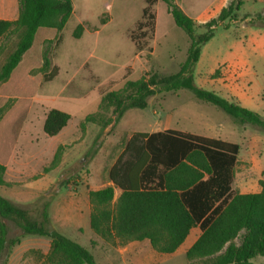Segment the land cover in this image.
Wrapping results in <instances>:
<instances>
[{"label":"rangeland","instance_id":"obj_1","mask_svg":"<svg viewBox=\"0 0 264 264\" xmlns=\"http://www.w3.org/2000/svg\"><path fill=\"white\" fill-rule=\"evenodd\" d=\"M174 1L194 18L195 31L201 32L207 15L215 14L229 0ZM71 2L72 12L62 29L38 28L10 76L0 82V160L6 163L4 178L9 182L0 186V194L20 202L15 203L35 219L47 203L49 227L63 229L59 231L91 251L99 264H186V246L198 228L172 253L157 252L146 241L111 244L110 252L107 243L90 245L93 232L88 216L80 215L76 208L85 210L90 206L88 190L105 183L108 168L133 131L171 127L238 143L237 158L241 161L236 165L237 180L243 175V161L253 164L255 177L260 170L264 176V133L235 124L222 109L195 98L185 88L155 94L148 98L145 108H128L104 128L88 122L81 129V120L97 110L106 91L119 89L125 80L153 71H177L189 40L162 0L150 5L153 18L142 16L145 0ZM263 7L264 0H243L235 19L229 20L227 27H217L202 46L193 76L197 85L235 99L209 77L216 68L230 65L242 73L236 89L245 97H240L239 103L264 117V26L244 18L247 14L254 16ZM139 21L144 22L142 27ZM79 23L83 31L74 37L72 32ZM20 35L21 30H16L0 38V66ZM45 49L50 66L58 67L57 74L48 81L43 79L50 68L42 66ZM51 108L66 111L70 117L56 134L46 135L42 125ZM59 145L58 163L45 171ZM64 212L76 217L79 230L61 226L65 223ZM4 221L8 238L25 235L13 221ZM17 243L14 252H10L14 244L9 248L3 264H45L47 237L22 236ZM250 260L264 264L263 256ZM191 262L202 264L197 259Z\"/></svg>","mask_w":264,"mask_h":264},{"label":"trees","instance_id":"obj_2","mask_svg":"<svg viewBox=\"0 0 264 264\" xmlns=\"http://www.w3.org/2000/svg\"><path fill=\"white\" fill-rule=\"evenodd\" d=\"M155 1L145 0L143 17H154L149 9ZM162 1L189 40L178 70L169 74L153 71L125 80L119 89L106 91L97 110L83 117L80 128L88 122L104 128L128 108H145L148 98L155 94L185 88L195 98L222 109L235 124L264 133L262 115L197 85L193 76L202 46L213 37L217 27H227L228 21L235 19L243 0H229L215 16L202 23L201 32L195 31L194 19L174 0ZM17 3L18 15L14 20L0 18V38L21 30L14 48L0 66V82L10 76L38 28L60 30L72 12L71 0H17ZM247 17L249 23L264 26V7L254 16H244ZM143 23L139 21L138 26ZM82 31V24H77L73 36L79 37ZM42 66H50L46 49ZM57 71L58 67L51 65L43 79L51 80ZM69 117L66 111L49 109L43 120V132L56 134ZM60 148L59 145L50 165L43 168L45 171L58 163ZM238 152V143L174 128L133 131L107 170L110 183L88 190L90 228L110 244L147 240L155 251L172 253L190 229L197 226L200 234L185 251L186 264H195L191 262L195 259L202 264H253L251 258L264 257V180H259V192L239 193L232 188ZM5 170L6 163L0 160V186L9 185L4 178ZM115 189L119 190L116 196ZM4 219L13 221L22 234L49 238L45 264H99L86 247L49 227L47 203L42 206L39 219H35L24 207L1 194L0 264L19 239L7 237Z\"/></svg>","mask_w":264,"mask_h":264},{"label":"crops","instance_id":"obj_3","mask_svg":"<svg viewBox=\"0 0 264 264\" xmlns=\"http://www.w3.org/2000/svg\"><path fill=\"white\" fill-rule=\"evenodd\" d=\"M222 6L223 5H220L218 11L220 10V8ZM218 11L216 13H218ZM216 13L215 14H211V15L210 14L207 15L206 20L209 19L212 16H215ZM17 15H18V3H17V0H0V18L14 20L17 17ZM240 76H242V73L240 71H237L235 68L231 69L230 65H226L223 68L222 67L216 68L214 70V72L209 77H210V79H212V81H214L217 84H219L220 88L224 89L226 92L230 93L232 96L235 97V99H229V98H227V99L234 100V101L239 103V102H241L240 97H242V98L245 97L243 94L238 92L237 89H236L237 80H238V78ZM215 92H217V91H215ZM241 104H242V102H241ZM169 128H171V127H169ZM181 131L190 132V131H186V130H181ZM190 133H192V132H190ZM195 134H197V133H195ZM200 135H202V134H200ZM204 136H209V135H204ZM210 137H216V138H220V139L229 141V140H227V139H225V138H223L221 136H211L210 135ZM238 161H241V160H239L237 158V163H238ZM237 163L235 164V174H234V179H233V183H232V188L237 190L239 193L259 192L261 190L259 185H258L259 184V180H264V176H263L262 171L260 170V174H258L255 177L252 174L253 164L251 162L243 161L242 162L243 175L240 177V180H237V178H236L237 177V170H236ZM109 183L110 182L106 179V181H105V183L103 185H106V184H109ZM256 183H257V186H255ZM252 186H254V188H256V189H252ZM118 192H119V190L115 189V196L118 194ZM11 201H13V200H11ZM15 202L20 203L18 201H15ZM17 203H15V204H17ZM76 209H77V211H78V213L80 215L82 213V214H84L86 216V218L88 216V222H89V213H90V209H91L90 206H88L87 209H85V210H83L81 208H76ZM63 221L65 223L62 224L61 226H63V225H68L70 227L71 226H75V228L77 230H79L80 226H79V224H76V217L71 215V213L64 212ZM61 226H60V228H61ZM54 228L56 230H58V231L59 230H61V231L63 230V229H59V228H56V227H54ZM194 228H198V227L197 226L192 227L190 229L189 233L187 234V236L185 237V239L183 240V242L177 248L182 246V244L184 243V241L186 239H189L190 233H191V231ZM199 234H200V230L198 228V230H196V232L194 233L192 239L187 244L186 249L195 241V239L198 237ZM27 235H32V234H25V235H22V236H27ZM34 235H36V234H34ZM22 236H20L19 239H18L19 244L22 241ZM36 236H40V235H36ZM42 237H44V236H42ZM142 241H146L148 243L147 240H142ZM128 242H132V241H128ZM136 242H140V241H136ZM16 243L14 244V246L12 245L13 247H11V251L10 252H12V251L14 252L18 248L19 245H18V243L17 244ZM89 243H90L91 246H100L101 243L105 245L107 242H105L103 239H101L99 236H97L93 232V236L90 237ZM106 245H107V249L110 250L112 245L110 243H107ZM110 252H111V250H110Z\"/></svg>","mask_w":264,"mask_h":264}]
</instances>
